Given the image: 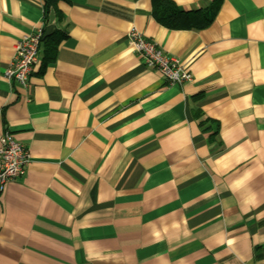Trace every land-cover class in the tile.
Returning <instances> with one entry per match:
<instances>
[{"label": "crops", "instance_id": "crops-1", "mask_svg": "<svg viewBox=\"0 0 264 264\" xmlns=\"http://www.w3.org/2000/svg\"><path fill=\"white\" fill-rule=\"evenodd\" d=\"M69 1L43 31L44 0H0V145L30 154L0 195V264H264V0L179 31L151 0ZM58 29L27 87L3 76L24 37ZM134 29L193 81L148 68Z\"/></svg>", "mask_w": 264, "mask_h": 264}, {"label": "built area", "instance_id": "built-area-1", "mask_svg": "<svg viewBox=\"0 0 264 264\" xmlns=\"http://www.w3.org/2000/svg\"><path fill=\"white\" fill-rule=\"evenodd\" d=\"M43 31L24 37L15 46L13 62L3 71V76L27 87L41 59ZM128 42L143 60L144 64L158 71L171 84L191 83L193 77L180 61L167 56L154 41L147 39L136 29L128 34ZM30 164V154L26 147L10 132L5 133L0 145V195L19 177L25 174Z\"/></svg>", "mask_w": 264, "mask_h": 264}, {"label": "trees", "instance_id": "trees-1", "mask_svg": "<svg viewBox=\"0 0 264 264\" xmlns=\"http://www.w3.org/2000/svg\"><path fill=\"white\" fill-rule=\"evenodd\" d=\"M220 1L215 0L208 10L184 11L171 0H151L152 14L157 23L167 29L177 31L203 29L214 20L220 9ZM63 2L70 3L69 0H44L43 31L53 18L56 17L57 22L63 20V12L59 6ZM66 38L67 35L60 29L44 38L41 46L42 63L47 65L51 60L54 61L59 45Z\"/></svg>", "mask_w": 264, "mask_h": 264}]
</instances>
